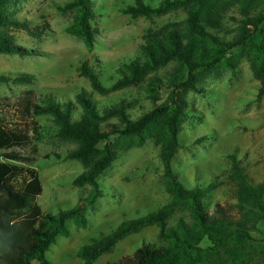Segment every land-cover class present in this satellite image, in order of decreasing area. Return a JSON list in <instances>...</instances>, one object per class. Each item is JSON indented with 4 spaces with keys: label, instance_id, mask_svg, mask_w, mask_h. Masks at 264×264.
Returning a JSON list of instances; mask_svg holds the SVG:
<instances>
[{
    "label": "trees",
    "instance_id": "1",
    "mask_svg": "<svg viewBox=\"0 0 264 264\" xmlns=\"http://www.w3.org/2000/svg\"><path fill=\"white\" fill-rule=\"evenodd\" d=\"M13 1L0 0V54L19 52L6 28L31 31L26 22L10 19L8 10ZM133 1V5L123 9L133 19H151L182 7L188 8V16L183 24L149 29L142 48L145 59L124 63L121 76L111 88L103 84L89 63L81 66V75L100 95L137 87L154 105L151 111L132 120L127 101L99 107L85 92L76 95L81 110L68 98L38 94L32 89L16 97L0 96V264H51L47 252L58 236L69 234L68 222L86 226L85 208H93L105 196V189L98 182L100 176L123 153L142 148L150 139L161 146L165 189L171 201L159 211L124 222L102 241L82 247L83 264H95L123 239L155 225L160 227L162 245L144 242L133 255L108 264L264 262V245L255 238L264 222V182L253 184L234 157L238 202H216L210 208L207 198L215 186H187L173 168L181 146V126L188 119L189 91L200 92L199 85L207 77L222 68H234L235 58L245 55L260 83L259 95L264 97V14L257 11L264 6V0ZM229 3L239 5L242 16L234 34L227 33L224 25V11ZM58 9L76 13L66 31L81 38L92 50L95 31L91 21L95 13L91 0H68ZM160 71L163 75L158 74ZM16 79L28 80L22 74ZM8 81L7 75H0V83ZM40 117L56 124L61 139L77 145L67 157L82 163L86 171L75 178L74 185L92 187L87 197L58 214L45 212L38 204L44 191L35 168L36 142L43 129ZM181 209L189 212L191 222L179 220L167 228L170 217Z\"/></svg>",
    "mask_w": 264,
    "mask_h": 264
},
{
    "label": "rangeland",
    "instance_id": "2",
    "mask_svg": "<svg viewBox=\"0 0 264 264\" xmlns=\"http://www.w3.org/2000/svg\"><path fill=\"white\" fill-rule=\"evenodd\" d=\"M66 2L14 0L10 5V19L26 22L31 31L6 28L19 52L0 54V75L9 77L8 82L0 83V96L16 97L32 89L38 94L68 98L81 110L76 95L85 92L99 107L127 101L132 120L151 111L154 105L137 87L108 95L96 93L81 75V66L89 63L103 84L111 88L121 76L124 63L145 59L142 48L147 31L159 30L170 23H185L188 8L151 19H133L123 13L125 7L134 4L133 0H91L95 43L89 50L81 38L66 31L76 15L74 11L58 9ZM257 11L264 14V6ZM224 16L226 32L234 34L242 18L239 5L229 3ZM235 65L207 77L199 85L200 92L186 94L188 119L181 126V146L173 160L174 171L183 184L215 186L207 198L210 208L216 202L231 205L238 202L239 179L234 157L253 184L264 182V97L259 95L260 83L252 74L249 59L238 55ZM21 74L27 77V82L16 79ZM158 74L163 75V71ZM38 120L43 129L36 142L35 168L44 187L38 204L45 212L58 214L87 197L92 187L74 185L75 178L86 171L82 163L67 157L77 145L61 139L59 128L47 117ZM160 153L161 146L150 139L142 148L123 153L100 176L98 182L105 189V196L93 208H85L86 226L68 222L69 234L58 236L47 252L51 264H83L82 247L102 241L124 222L159 211L171 201L165 189ZM49 154L51 157L47 158ZM179 220L191 222L189 212L177 210L168 220L167 228ZM259 229L255 238L264 245V222ZM159 234L160 227L155 225L130 235L111 252L100 256L95 264L120 261L133 255L144 242L160 246Z\"/></svg>",
    "mask_w": 264,
    "mask_h": 264
}]
</instances>
